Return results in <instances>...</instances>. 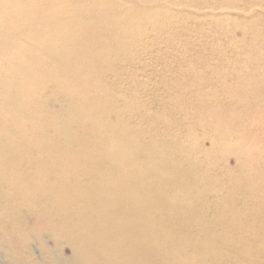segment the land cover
I'll list each match as a JSON object with an SVG mask.
<instances>
[{
	"label": "rangeland",
	"instance_id": "374dc122",
	"mask_svg": "<svg viewBox=\"0 0 264 264\" xmlns=\"http://www.w3.org/2000/svg\"><path fill=\"white\" fill-rule=\"evenodd\" d=\"M103 1L68 0L64 12L90 9ZM124 1L129 21L142 23L132 27L137 35L117 42L118 56L91 59L95 67L84 75L81 66L60 71L58 61L50 59L51 51L38 50L41 42L35 38L21 47L37 50L38 60L10 53L16 55L10 64L14 72L0 76V234L5 242V248L0 245V264H25L31 261L29 255L37 264H57V252L72 256L58 233L64 217L89 228L94 222L87 215L101 210L136 214L126 198L103 194L115 192L114 185L105 186L94 177L119 176V164L146 168L157 159L156 148L169 147L187 151L176 154L178 161L198 165L187 168L177 162L164 173L148 170L141 192L153 197L149 204L155 202V212L160 213L167 206L151 194L156 180L173 184L165 191L169 197L187 180L196 182V190L190 208L177 210L187 222L154 213L141 220L142 235L133 229L137 237L176 251L157 252V260L144 264H264V0H158L153 5ZM105 5L110 9L111 3ZM151 12L161 15L158 21L150 20ZM57 40L53 38V44ZM96 46L103 50L104 40ZM45 57V72L38 76L41 69L30 67L41 66ZM20 64L26 66L23 79L31 84L22 92H7L6 79L18 74ZM78 86L90 90L84 96L97 107L80 113L71 130L79 139L91 135L90 144H85L89 151L83 152L82 144L66 148L70 136L58 132L82 104L87 108L88 98L68 95ZM101 128L115 132L106 139L115 147L105 155L94 151ZM128 148L134 155L128 156ZM120 152L124 157L116 158ZM51 187L55 190L50 194ZM63 194L65 199L54 202ZM84 195L90 199L80 201ZM40 206L48 212L36 211ZM116 219L113 223L128 226L127 218L114 215L111 220ZM117 252L122 255L125 247ZM143 253L146 259L149 250Z\"/></svg>",
	"mask_w": 264,
	"mask_h": 264
},
{
	"label": "bare ground",
	"instance_id": "6f19581e",
	"mask_svg": "<svg viewBox=\"0 0 264 264\" xmlns=\"http://www.w3.org/2000/svg\"><path fill=\"white\" fill-rule=\"evenodd\" d=\"M67 1L68 0H0V76L14 72V69L10 66V64L15 61L14 59L16 58V55L11 56L10 53L12 51L17 52V54L22 53V56H25L24 54L27 53L26 55L29 57L37 59V55L35 54L37 50L33 52L32 49L21 47L22 42H31L32 38L41 42L39 43L41 47L38 50L45 49L51 51L52 55L50 56V59L58 61L55 65H57L60 71L73 72V69H78V66H81L83 68L82 73L84 75L86 70L89 69L91 65L92 67H95L93 63H90L91 59L109 60L112 56H118L120 52L119 49L115 47L117 42L124 41L122 39H132L135 35H137L134 32L135 30L132 28L135 24L129 21L130 19L126 16L128 8L124 0H105L99 4L91 6L90 9L74 8L75 10L73 11L64 12V7ZM142 1L153 5V3L155 4L158 0ZM107 3H111L110 9L104 8ZM26 9L28 10L26 11ZM122 14H124V16H121ZM150 15L151 21H158L161 16L160 14L153 12H151ZM140 24L142 25V23ZM140 24L135 26L140 27ZM87 30H89L88 34L86 33ZM53 38H58L57 44H53ZM99 39L102 41L104 40L105 47L103 50H100V47L96 46ZM104 54L106 55L103 58ZM59 57L63 58L61 59ZM48 60L49 59L45 57V59L40 61L41 66H31L30 69L32 68L31 70H36L37 68H40L41 71L38 74L39 76L41 73L45 72L44 68L47 66ZM25 67L26 66H23V64H20L18 70H16L18 74L10 80L6 79L7 86H5L4 89H6L7 92H11V90H18L19 92H22L24 87L31 84V82H28L22 77L24 71L26 70ZM2 81L3 79L0 80V86ZM88 91L90 90H85L84 88L78 86L74 87L72 92L68 95H71L70 97L78 100L79 98L81 99V97L82 99L87 100L86 98L89 96L85 97L84 95H86ZM34 92L36 91H33V94ZM4 97L7 98L6 96ZM90 100L91 99L88 98L86 109H84V105L82 104L79 109L73 113V119H67L63 122L62 127L58 128V132L65 131L70 136L68 137V142L65 146L68 149H74L75 145L82 144L85 148L81 150V152L85 150L89 151L87 145L91 142V135H88V138H85L89 132L83 135L84 137L79 139V137L77 138L71 130L73 125L78 121L80 113L83 114L87 110L94 112L93 110L97 108L91 104ZM12 102L14 101L12 100ZM100 118H107L110 120L109 116H103ZM88 122H91L90 118H88ZM114 135L115 132L112 128H101L99 130L100 137L97 141H95L96 144L94 151H101L104 155L105 153L109 154L114 149L115 144H113V146L112 144L107 145L106 139L111 138L112 136L115 137ZM121 140L119 145L123 141ZM169 148L165 151L156 148L153 152L155 153L157 159L148 162L147 166H145L146 168H143L141 164L137 163H127L126 165L119 164V166H115V170H117L119 176L106 175L102 178L94 177L96 181H99L101 184H105V186L111 187L114 185L116 187L114 190L115 192L103 194L108 196V198L115 196L126 198L129 206L128 208L135 211L136 214L131 213V215L128 209L123 212L111 211L112 213L109 214L104 210H101L99 213L94 214V216L85 214L89 219H93L94 222L92 226H89V228H82L81 224L76 225L70 217H64V220L61 221V225L64 228H61L58 233L61 237H65L66 243H64V245L72 251V256L67 257L64 252L59 254L57 252L55 255L57 264H127L131 259L136 260L137 264H144V262H147L150 259L157 260L158 258L155 257V253L157 252H163L166 253V255H174L176 253V251L170 252L169 250L163 248L159 242L155 243L152 240L137 237V235L134 234L135 232H133V229H136L138 234L141 233L142 235L144 230L139 225L142 223L141 220L144 217L151 218V216H154V213L155 216L160 215V218H165L170 221L172 220L175 223L187 222V220L177 214V210L190 208L192 201L189 200V198L192 197L196 190V182L194 180H187L186 185L178 188L176 191L177 194L172 195V197H169L165 191L170 190L173 184H165V182L161 179L156 180L153 188L154 191H152L151 194L159 195L161 197V201L165 202V206H167V209L160 213L155 212L157 208L156 205H153L155 202L152 201V203L149 204L148 200H152L153 197L150 198L149 195L145 196L144 193L141 192V190H143V186H145V182H147V176L144 173L148 170L164 173V171H167L168 166H177V162H180L187 168H191L192 165H198V163L189 159H184L182 162L178 161L174 158L176 154L181 153L180 155H185L187 151L185 152L182 149L176 150ZM130 150L131 149L128 148L126 152H129ZM121 153L122 152L115 153V157L117 158L119 155L120 157H124V154ZM131 155L134 154L129 152L128 156ZM167 155H169L170 158L167 157ZM99 169L100 171H106L101 167ZM91 174L92 173L90 171V175ZM51 189L55 190L51 187L48 190L49 193L52 191ZM61 199H65L64 194L59 195L58 197L56 196L53 200L54 202H60L62 201ZM89 199L90 197L85 195L79 198L80 201ZM46 202L47 201H31L30 204L38 205V203H41V205H46ZM40 207L41 209L36 211H47L43 210L42 206ZM7 209L8 213L11 212V209ZM140 210H145V213L147 211V214H141ZM126 212H129L127 216ZM41 214L42 213L39 212L40 216ZM80 215L81 214L79 213L77 217L79 218ZM114 215L115 217L119 216L120 218H127L128 226L124 228L118 223H113L114 221L118 222L117 219L111 220ZM71 223H74V227L72 229L68 227L67 230L66 227ZM116 235L119 237L115 239L114 237ZM1 236L2 234H0V245L1 248H3L5 242H1ZM122 245L123 248L125 247V253L121 255L117 252V249ZM47 247L51 248L48 245ZM146 248L149 250V253L145 259L143 252ZM243 249H245V247ZM178 255L180 254L178 253ZM1 260L2 258L0 256V261ZM29 260L31 261H28L25 264H37L35 259L33 261L31 255H29Z\"/></svg>",
	"mask_w": 264,
	"mask_h": 264
}]
</instances>
